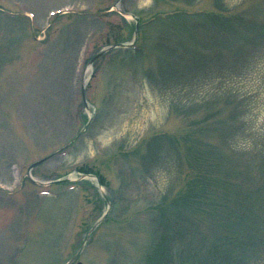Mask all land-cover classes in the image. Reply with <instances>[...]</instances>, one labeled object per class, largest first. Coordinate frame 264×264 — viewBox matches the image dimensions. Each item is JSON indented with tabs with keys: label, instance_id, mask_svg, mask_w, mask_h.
Returning a JSON list of instances; mask_svg holds the SVG:
<instances>
[{
	"label": "rangeland",
	"instance_id": "1",
	"mask_svg": "<svg viewBox=\"0 0 264 264\" xmlns=\"http://www.w3.org/2000/svg\"><path fill=\"white\" fill-rule=\"evenodd\" d=\"M0 264H264V0H0Z\"/></svg>",
	"mask_w": 264,
	"mask_h": 264
},
{
	"label": "water",
	"instance_id": "2",
	"mask_svg": "<svg viewBox=\"0 0 264 264\" xmlns=\"http://www.w3.org/2000/svg\"><path fill=\"white\" fill-rule=\"evenodd\" d=\"M137 22H138V24H137V33H138V32H139V29H140V26H139V18H137ZM102 54H103V53H101L100 55H102ZM100 55H98L97 57H95V58L93 59L92 62H94V61H95ZM84 95H85V90H84ZM45 160H46V159H45ZM41 162H42V161H39V162L33 164L32 167H35V166L39 165ZM62 181H63V180H62Z\"/></svg>",
	"mask_w": 264,
	"mask_h": 264
},
{
	"label": "bare ground",
	"instance_id": "3",
	"mask_svg": "<svg viewBox=\"0 0 264 264\" xmlns=\"http://www.w3.org/2000/svg\"><path fill=\"white\" fill-rule=\"evenodd\" d=\"M89 71H91V69H89Z\"/></svg>",
	"mask_w": 264,
	"mask_h": 264
}]
</instances>
